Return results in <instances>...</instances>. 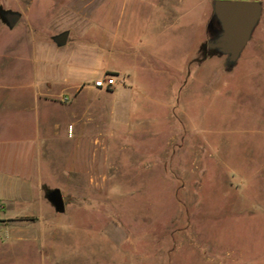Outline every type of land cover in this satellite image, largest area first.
I'll return each instance as SVG.
<instances>
[{"label":"rangeland","instance_id":"rangeland-1","mask_svg":"<svg viewBox=\"0 0 264 264\" xmlns=\"http://www.w3.org/2000/svg\"><path fill=\"white\" fill-rule=\"evenodd\" d=\"M194 1L193 41L170 49L159 35L149 46L160 58L150 60L165 76L141 78L140 60L108 54L124 32L123 0H0L22 13L13 29L0 17V93L31 85L34 73L50 75L59 89L51 99L65 109L46 114L77 115L83 134L97 138L77 159V178L93 186L68 176L65 211L12 216L0 200V264H264V7L230 68L225 55L205 56L198 45L207 31L205 41L212 38L201 13L211 9L212 22L215 0ZM66 29L69 43L57 46L52 37ZM187 54L190 76L171 88ZM105 69L126 85L123 71L138 73L146 93L95 86ZM71 75L81 76L76 89L61 91ZM33 110L21 103L0 116V148L26 144ZM66 140L56 144L63 150Z\"/></svg>","mask_w":264,"mask_h":264},{"label":"crops","instance_id":"crops-1","mask_svg":"<svg viewBox=\"0 0 264 264\" xmlns=\"http://www.w3.org/2000/svg\"><path fill=\"white\" fill-rule=\"evenodd\" d=\"M194 8V0H123L124 32L122 34L120 31L115 32L112 41L108 40L110 49L108 54L117 52L126 58L140 60V64L143 67L141 78L142 76L149 78L148 72L150 75L157 74V77L165 76L162 75L165 70L153 68L156 65H153L150 59H158L161 54L151 50L149 45L154 43L158 36L164 33L167 36L165 44L170 49L179 40L187 43L190 35L193 41L195 20L190 15L194 12ZM201 14L203 19L201 23L204 24V27L207 24L209 30L211 28V9L203 10ZM209 33L210 31H207V34H204L198 45L202 46L206 43L205 40ZM119 39L121 44L116 48L115 43ZM69 41L70 35L67 44ZM94 49L95 54H102V50L99 47ZM194 60L193 55L187 54L182 59L181 64L175 63L177 72L171 78L172 80L169 84L171 88L178 85L181 90L184 87V80L190 76V67L193 65ZM164 62L166 68H169L168 60L165 59ZM106 70L109 71L108 69L103 71L105 72ZM114 70L116 73L121 72L120 69ZM123 72L126 73L129 84L126 85V83L116 78L118 80L117 83L106 89L116 92V86H122L123 90L130 94L133 92L146 93L145 82L138 79V73ZM168 74H170L169 71ZM168 74L166 73V75ZM31 77L34 82L30 83L31 85L22 87L27 90L32 88L30 92L23 91L21 87H14L7 88L8 92L5 91L4 93L2 90L0 93L1 117L6 113L7 109L15 105L27 102L34 105V116L31 117L29 123L33 134L31 138L26 140V144L23 145L15 144L10 147L3 144L0 148V200L3 203L2 211L6 210L12 216L39 217L45 213V209H48L49 213L53 214L54 205L51 202L50 204L46 203L44 196L47 198L46 191L48 189L59 188L62 191L67 180L70 179L68 176H74L76 181L79 180L81 186L84 183L90 187L93 186V181H88L86 178L83 180L82 176L77 178V175L83 174V168L79 166L80 163L78 164L77 159H81L82 150L86 147L90 149L92 147L91 144L97 142V138L83 134L82 119L81 117L77 118V115L72 118V115L64 114L65 111H62L64 116H68L66 120L64 119L63 121L60 118L51 119L46 114L48 109L50 110L51 107L58 109L60 110V115L61 110L65 109V105L59 108L56 106L57 102L51 99L59 91L53 86L55 80L47 74L40 77L34 73ZM38 78H42V86L39 84ZM77 78L80 81L81 76L71 75L70 78L65 77L61 91L74 89L79 83V81H76ZM67 79L74 80L77 84H68ZM89 90L86 89V93H93L90 88ZM76 91H79V89ZM70 127L72 130L71 136L69 135ZM62 134L67 139L64 144L66 147L63 150L61 145H57L61 140ZM63 159H65V166H58L57 164L62 163ZM90 172L92 173V171ZM25 203L36 207L18 211L17 207Z\"/></svg>","mask_w":264,"mask_h":264},{"label":"water","instance_id":"water-1","mask_svg":"<svg viewBox=\"0 0 264 264\" xmlns=\"http://www.w3.org/2000/svg\"><path fill=\"white\" fill-rule=\"evenodd\" d=\"M262 0H215L213 17L220 25V31L214 38L202 45L205 56L225 55L226 64L231 68L238 61L243 50L251 40L254 30L263 13ZM0 17L13 29L22 18L20 11L0 8ZM70 31L64 30L52 38L58 46H64L69 39ZM209 47L208 50H205ZM46 196L57 212L66 209L63 192L59 188L48 189Z\"/></svg>","mask_w":264,"mask_h":264},{"label":"built area","instance_id":"built-area-1","mask_svg":"<svg viewBox=\"0 0 264 264\" xmlns=\"http://www.w3.org/2000/svg\"><path fill=\"white\" fill-rule=\"evenodd\" d=\"M116 83V77L108 71H106L103 76L95 80V86L100 88H109L115 85Z\"/></svg>","mask_w":264,"mask_h":264},{"label":"flooded vegetation","instance_id":"flooded-vegetation-1","mask_svg":"<svg viewBox=\"0 0 264 264\" xmlns=\"http://www.w3.org/2000/svg\"><path fill=\"white\" fill-rule=\"evenodd\" d=\"M214 20H216L215 17H213V20H212V22H211V24H212V28H213V35H212V38H214L215 35H216V33L220 31V25H219L218 21L216 20V21H217V23H216ZM208 49H209V47H206V48H205V50H208Z\"/></svg>","mask_w":264,"mask_h":264}]
</instances>
